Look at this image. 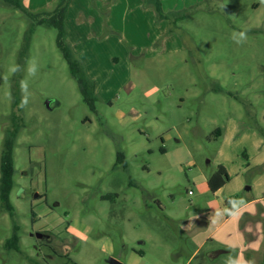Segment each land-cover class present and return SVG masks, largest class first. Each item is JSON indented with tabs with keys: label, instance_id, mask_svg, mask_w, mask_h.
I'll return each mask as SVG.
<instances>
[{
	"label": "rangeland",
	"instance_id": "1",
	"mask_svg": "<svg viewBox=\"0 0 264 264\" xmlns=\"http://www.w3.org/2000/svg\"><path fill=\"white\" fill-rule=\"evenodd\" d=\"M90 2L93 19L75 0L66 21L96 81V110L58 29L31 30L21 9L0 6V158L7 129L18 126L15 214L0 212V264H228L236 249L196 250L184 228L210 208L213 192L199 182L217 169L225 138L216 129L226 136L239 124L240 144L226 149L236 160L258 151L255 136L264 142V2L162 0V18L142 0ZM119 150L125 166H115ZM15 222L20 250L6 246Z\"/></svg>",
	"mask_w": 264,
	"mask_h": 264
},
{
	"label": "crops",
	"instance_id": "2",
	"mask_svg": "<svg viewBox=\"0 0 264 264\" xmlns=\"http://www.w3.org/2000/svg\"><path fill=\"white\" fill-rule=\"evenodd\" d=\"M21 1L31 11L53 9L58 2V0ZM82 1L90 12L94 10L89 14L93 19L95 8L90 0ZM74 3L75 0H72L69 13ZM45 5L48 7H44ZM69 35L70 31L68 37ZM238 128L239 124L232 122L229 130L226 131V136L221 131L217 133L221 139L225 138L218 154L217 166L219 164L225 166L230 179L213 192V197L208 201L209 210L202 215L187 219L184 229L191 233L190 239L197 245L196 250L206 245H217L219 248L211 250L210 253L221 255L236 249L237 259L242 258L252 264H264V169L257 175L249 173L251 166L264 163V142L255 136L254 144L258 151L248 154L245 161L238 158L236 160L229 150L226 152V149L234 146L236 142L237 146L240 144L236 137ZM208 180V175H204L199 182L204 192L210 190ZM233 196H237L233 201L236 203H227L228 198ZM198 222L201 224L200 230L195 228Z\"/></svg>",
	"mask_w": 264,
	"mask_h": 264
},
{
	"label": "trees",
	"instance_id": "3",
	"mask_svg": "<svg viewBox=\"0 0 264 264\" xmlns=\"http://www.w3.org/2000/svg\"><path fill=\"white\" fill-rule=\"evenodd\" d=\"M72 0H59L56 6L50 10L43 11H31L27 9L21 0H0V6L2 4H7L21 9L22 13L29 17L33 23L31 30L34 29L36 24L39 25H50L56 27L57 31V44L60 48L59 50L69 63V70L71 74L75 77L79 84V89L83 95L84 100L91 105L93 110H96V101L98 95L96 93V82L86 71V67L83 61L75 55L73 47L67 39L69 27L66 21V15L68 13L70 4ZM144 5L154 6L158 12L160 18L167 16L163 9L162 0H142ZM29 30V32L31 31ZM27 44L29 47L30 36L27 34ZM221 131V127L216 129V133ZM18 134V126L13 128H8L6 132L5 139L3 140L2 154L0 158V212L9 211L13 217L15 214V206L11 201L10 195L14 187V174H15V155H14V145ZM126 158L123 151L119 150L117 155V162L115 166L124 164L126 165ZM264 166L261 168V171ZM230 179V175L223 165H218L217 169L210 175L208 180V186L212 192H215L218 188H221ZM105 197H110V195H105ZM237 196L228 198V202H233ZM20 226L14 223V232L7 239L6 246L10 249L15 248V250H20Z\"/></svg>",
	"mask_w": 264,
	"mask_h": 264
},
{
	"label": "clouds",
	"instance_id": "4",
	"mask_svg": "<svg viewBox=\"0 0 264 264\" xmlns=\"http://www.w3.org/2000/svg\"><path fill=\"white\" fill-rule=\"evenodd\" d=\"M262 2H264V0H262ZM233 39L236 40L237 43H242L246 39V34H245V32H240L238 35L236 33H234L233 34ZM13 70H15V69H13ZM29 71L31 73H33V74L35 73L36 69H35V65L34 64L30 65ZM21 89H22V92L26 91V89H27L26 81H21ZM27 102H28L27 101V97L25 96L22 99V102H21L20 106L21 107L26 106ZM233 203L235 204L236 202H233ZM240 203H242V201ZM228 264H252V262L244 261L242 258H238V259H235V260L230 258L229 261H228Z\"/></svg>",
	"mask_w": 264,
	"mask_h": 264
},
{
	"label": "water",
	"instance_id": "5",
	"mask_svg": "<svg viewBox=\"0 0 264 264\" xmlns=\"http://www.w3.org/2000/svg\"><path fill=\"white\" fill-rule=\"evenodd\" d=\"M38 237H43L44 234L43 233H37ZM110 264H123L122 261H120L119 259L115 258V257H110L108 259Z\"/></svg>",
	"mask_w": 264,
	"mask_h": 264
},
{
	"label": "built area",
	"instance_id": "6",
	"mask_svg": "<svg viewBox=\"0 0 264 264\" xmlns=\"http://www.w3.org/2000/svg\"><path fill=\"white\" fill-rule=\"evenodd\" d=\"M190 192H192V190Z\"/></svg>",
	"mask_w": 264,
	"mask_h": 264
}]
</instances>
